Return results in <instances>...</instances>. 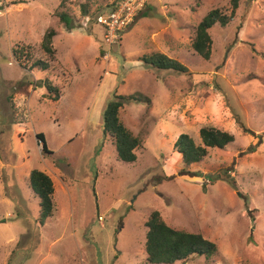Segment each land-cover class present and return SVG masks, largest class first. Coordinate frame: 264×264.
Segmentation results:
<instances>
[{"label": "rangeland", "instance_id": "obj_1", "mask_svg": "<svg viewBox=\"0 0 264 264\" xmlns=\"http://www.w3.org/2000/svg\"><path fill=\"white\" fill-rule=\"evenodd\" d=\"M61 1L0 0V264H148L144 225L154 211L216 245L209 260L174 264H264V0H240L225 27L209 30L208 60L190 48L196 26L213 9L228 15L229 0H148L112 45L94 15L116 0ZM56 12L67 13L68 26ZM49 30L57 62L47 72L19 68L12 49L45 60ZM155 53L188 73L145 65ZM46 79L57 101L46 98ZM133 94L147 102L119 110L141 142L126 163L102 116L115 96ZM203 127L234 141L184 168L173 145L182 134L201 145ZM32 170L53 183V216L43 225Z\"/></svg>", "mask_w": 264, "mask_h": 264}, {"label": "trees", "instance_id": "obj_2", "mask_svg": "<svg viewBox=\"0 0 264 264\" xmlns=\"http://www.w3.org/2000/svg\"><path fill=\"white\" fill-rule=\"evenodd\" d=\"M26 1L27 0H14V5L22 4ZM63 1L59 4V8L64 6ZM116 1L112 4H115ZM249 1L251 2L254 0ZM239 2L240 0H229L231 9L228 15L224 14L220 9H213L202 18L200 23L196 26L195 35L190 44V48L193 52L206 60L210 59L212 41L209 30L215 25L225 27L234 18ZM146 3L141 9L142 12L140 11L141 14H144L143 10ZM100 11L98 10L97 13ZM97 13H95L94 17ZM56 15L60 22L64 23L66 26L71 22V18L65 12H56ZM54 36L55 32L49 30L42 37L41 51L45 56V60H34L29 47H15L12 49V56L17 66L28 72L49 71L57 62L54 50L51 46ZM143 61L145 65L155 69L171 70L181 74L188 73V69L179 61L160 53L144 57ZM43 85L47 90L46 98L57 101L59 99L58 89L47 79L44 80ZM130 101L147 102L141 94L115 96L113 100L107 102L102 116L104 136H109L112 139L117 159L126 163L135 162V150L141 146L140 140L134 137L119 120V110L123 102ZM245 132L246 134L248 133L247 130H245ZM199 137L201 145H196L192 138L184 134L180 135L173 145L174 150L181 156V163L184 168L202 161L208 154L209 149H223L234 141V137L231 134L212 127L201 128L199 130ZM35 138L38 143L42 145L41 152L47 154L48 149L45 144L44 135L38 133L35 135ZM253 151V147L250 149L248 148V153H252ZM181 172L180 174L182 175L197 176V173H190L189 171L185 173V169H182ZM226 177L228 183H231V176H228L227 173L224 172V179ZM28 185L39 200L38 222L40 225H43L47 219L53 216V183L45 173L39 170H32L28 177ZM144 226L146 228L144 250L148 264H174L176 262L187 261L194 255L204 256L209 260L217 252L216 245L204 239L200 234L186 233L167 226L156 211L149 215Z\"/></svg>", "mask_w": 264, "mask_h": 264}, {"label": "built area", "instance_id": "obj_3", "mask_svg": "<svg viewBox=\"0 0 264 264\" xmlns=\"http://www.w3.org/2000/svg\"><path fill=\"white\" fill-rule=\"evenodd\" d=\"M146 2L147 0H118L97 13L94 24L103 28L106 45H112L120 33L132 25Z\"/></svg>", "mask_w": 264, "mask_h": 264}, {"label": "clouds", "instance_id": "obj_4", "mask_svg": "<svg viewBox=\"0 0 264 264\" xmlns=\"http://www.w3.org/2000/svg\"><path fill=\"white\" fill-rule=\"evenodd\" d=\"M101 220V219H100Z\"/></svg>", "mask_w": 264, "mask_h": 264}]
</instances>
